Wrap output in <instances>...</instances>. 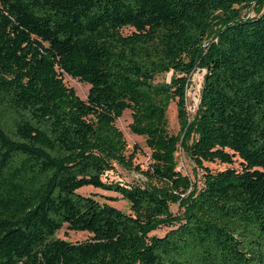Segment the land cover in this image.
Here are the masks:
<instances>
[{"label": "trees", "instance_id": "trees-1", "mask_svg": "<svg viewBox=\"0 0 264 264\" xmlns=\"http://www.w3.org/2000/svg\"><path fill=\"white\" fill-rule=\"evenodd\" d=\"M263 2L0 0V264H264ZM63 73L88 83L84 98ZM125 109L150 148L143 185L102 178L128 165L114 124ZM177 145L228 165L203 166L197 185L176 169ZM63 225L90 234L69 241Z\"/></svg>", "mask_w": 264, "mask_h": 264}, {"label": "rangeland", "instance_id": "rangeland-1", "mask_svg": "<svg viewBox=\"0 0 264 264\" xmlns=\"http://www.w3.org/2000/svg\"><path fill=\"white\" fill-rule=\"evenodd\" d=\"M262 9H264V2L262 5ZM244 13L253 14L251 9H243ZM127 31V29H124ZM202 73L203 70L198 68L192 72L190 75V81L185 91V108L188 114V117L192 115L194 112L199 95V88L202 81ZM169 77V73H160L156 75V80L165 79L167 80ZM62 80L65 85L71 86L75 93L84 98L88 89V83L79 81L76 78L70 77L69 75L63 73ZM165 120H166V129L167 133L175 134L178 129V123L176 118L175 105L171 101L169 102L166 112H165ZM131 114L130 110L125 109L122 111L121 115L118 116L114 120L115 126L122 132L123 138L126 142V149L124 151V155L126 157V163L128 165L119 164L117 162H113V168L107 170L102 175L103 179H112L117 180L126 184H138L143 185L141 182L144 180L143 174L141 170H144L148 167L151 159L149 158L150 148L147 146L145 142L144 135L137 134L131 130ZM175 161H176V169H178L181 173L186 174L189 179L195 184H201L203 166H206L210 170L222 169L228 164L221 163L218 161H201V165L196 164L189 156L185 155L177 145L175 151ZM231 166L238 167L237 161H234ZM78 191L81 193H93L95 198L99 201H106L115 207L121 209L122 211L129 212V204L126 200L117 197L116 199H109L108 196H119L117 193L113 191L102 190L99 188L92 187L90 185H85L78 188ZM170 210L173 213H178L180 210L178 209L175 203L169 205ZM169 227L168 226H159L153 230H151L150 234L161 235L163 234ZM89 232L84 230H71L66 226L60 227L55 235L69 240V241H80L89 236Z\"/></svg>", "mask_w": 264, "mask_h": 264}, {"label": "built area", "instance_id": "built-area-1", "mask_svg": "<svg viewBox=\"0 0 264 264\" xmlns=\"http://www.w3.org/2000/svg\"><path fill=\"white\" fill-rule=\"evenodd\" d=\"M247 15H250V14H247Z\"/></svg>", "mask_w": 264, "mask_h": 264}]
</instances>
